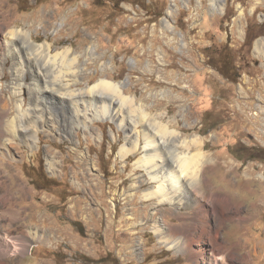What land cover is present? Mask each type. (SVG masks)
Segmentation results:
<instances>
[{
  "label": "rangeland",
  "instance_id": "374dc122",
  "mask_svg": "<svg viewBox=\"0 0 264 264\" xmlns=\"http://www.w3.org/2000/svg\"><path fill=\"white\" fill-rule=\"evenodd\" d=\"M171 4L0 0V31L28 29L37 42L73 46L83 63L89 58L83 81L125 82L126 93L139 102L146 98L155 111L177 114L176 127L184 136L200 135L213 157L201 190L228 199L224 206L233 220L222 225L221 241L236 264H264V258L244 257L264 252V54L256 46L264 38V0H223L218 8L210 0H176L169 28L163 21ZM4 46L1 41L0 94L7 98L14 59ZM89 47L94 56L86 55ZM27 81L33 82L30 72ZM25 91L28 107L27 85ZM1 128L0 229L13 237L28 226L39 230L25 254L13 253L7 264H196L154 229L157 221L193 227L191 202L145 196L157 183L137 167L142 152L121 157L127 132L117 122L97 120L72 134L57 123L40 130L37 146L16 140L9 150Z\"/></svg>",
  "mask_w": 264,
  "mask_h": 264
},
{
  "label": "bare ground",
  "instance_id": "6f19581e",
  "mask_svg": "<svg viewBox=\"0 0 264 264\" xmlns=\"http://www.w3.org/2000/svg\"><path fill=\"white\" fill-rule=\"evenodd\" d=\"M210 1L213 7L218 8L223 0ZM175 3L176 0H172L163 21L169 28H173ZM1 41L5 44L7 54L14 59L11 95L5 98L2 92L0 94V126L4 133L9 134L3 143L6 150L16 140L29 147L37 146L40 130L46 126H56L57 123L64 125V132L72 134L76 128L91 129V124L97 120L117 122L127 132L126 142L120 148L121 157L125 159L131 153L142 152L137 167L144 168L150 180L157 183V187L151 186L145 196H158L161 201L173 204L191 202L195 211L191 214L193 227L186 224L180 228L157 221L154 229L162 242L191 253L196 264H236L235 253L221 241L222 225H227L229 219L233 220V215H227L224 206L228 199L223 193L212 192L207 195L201 190L207 179L205 169L212 163L213 157L203 149L200 135L184 136L182 130L176 127L179 122L177 114H171L168 110L155 111L150 104L143 102L146 98L139 102L137 95L126 93L125 82H116L109 77H102L94 85H90L88 80L83 81L89 58L83 63L82 52L73 46L58 49L49 40L37 42L30 30L15 27L0 31ZM256 46L258 52L264 54V38L258 40ZM86 55L94 56V47H89ZM28 72L33 75L32 84L27 83ZM26 85L30 98L28 107L23 95ZM112 136L115 137L114 131ZM47 159L55 170L56 157ZM4 198L5 195L0 193V200ZM260 199L264 201L262 197ZM176 208V212L180 213L181 209ZM199 219L201 224L198 225L196 220ZM241 219L246 220L245 217ZM38 231L28 226L22 231L23 235L13 237L0 229V264H7L8 258L17 251L25 254L30 238H39ZM178 232H181L182 237L176 239ZM244 257L261 260L264 252L254 255L246 253Z\"/></svg>",
  "mask_w": 264,
  "mask_h": 264
},
{
  "label": "trees",
  "instance_id": "16d2710c",
  "mask_svg": "<svg viewBox=\"0 0 264 264\" xmlns=\"http://www.w3.org/2000/svg\"><path fill=\"white\" fill-rule=\"evenodd\" d=\"M222 67H223V68H226V65L223 64ZM227 76H228V75H227ZM85 261H87V262H95L93 259H89V257H87V256L85 257Z\"/></svg>",
  "mask_w": 264,
  "mask_h": 264
}]
</instances>
